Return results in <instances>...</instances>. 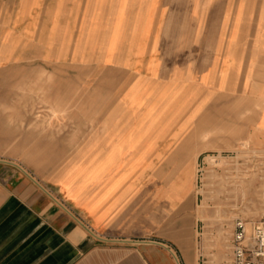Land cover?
Listing matches in <instances>:
<instances>
[{
  "label": "crops",
  "instance_id": "crops-1",
  "mask_svg": "<svg viewBox=\"0 0 264 264\" xmlns=\"http://www.w3.org/2000/svg\"><path fill=\"white\" fill-rule=\"evenodd\" d=\"M263 6L0 0V70L16 66L23 81L39 72L36 85L60 87L73 86L76 72L82 91L80 126L20 130L64 134L54 150L78 151L54 180L0 154V264H214L201 254V220L181 171L249 137L264 147V15L248 10ZM93 150L116 156L93 160Z\"/></svg>",
  "mask_w": 264,
  "mask_h": 264
},
{
  "label": "rangeland",
  "instance_id": "rangeland-1",
  "mask_svg": "<svg viewBox=\"0 0 264 264\" xmlns=\"http://www.w3.org/2000/svg\"><path fill=\"white\" fill-rule=\"evenodd\" d=\"M248 10L250 14L264 15V6L250 7ZM71 73L74 75V85L60 87L53 84L36 85L40 81L39 72L30 80L23 81L17 79L16 66L0 70V154L24 160L44 180H54L64 168L65 158L75 156L78 151L54 150V147L63 146L66 137L64 134L34 135L20 130H64L66 127L80 126L82 91L80 80L76 81L75 78L77 73ZM252 74L253 71L250 70L249 75ZM95 78V72L90 74V95L96 93V87L93 86ZM23 82L30 85H22ZM261 105L264 103L260 107ZM90 110L94 114L89 119V125L96 126V104H90ZM249 138L248 142L239 145L237 149L210 152L202 159L200 166L184 167L190 172L188 178L182 175L183 169L181 171L182 190L186 194L192 189L191 199L201 220V254L214 264H232V241L238 220H244L249 225L264 221V147L252 143L251 137ZM115 156V151L104 156L103 151L93 150L88 158L112 159ZM134 169L136 168H131ZM180 170L181 167L168 168L167 172L175 175ZM73 172L79 176L81 168L76 167ZM101 173L102 168H93L88 172L90 175ZM152 173L160 174L162 168H154ZM163 185L169 190L174 188V184L170 182Z\"/></svg>",
  "mask_w": 264,
  "mask_h": 264
},
{
  "label": "built area",
  "instance_id": "built-area-1",
  "mask_svg": "<svg viewBox=\"0 0 264 264\" xmlns=\"http://www.w3.org/2000/svg\"><path fill=\"white\" fill-rule=\"evenodd\" d=\"M232 242V264H264V221L249 225L238 220Z\"/></svg>",
  "mask_w": 264,
  "mask_h": 264
},
{
  "label": "bare ground",
  "instance_id": "bare-ground-1",
  "mask_svg": "<svg viewBox=\"0 0 264 264\" xmlns=\"http://www.w3.org/2000/svg\"><path fill=\"white\" fill-rule=\"evenodd\" d=\"M211 158H212V157H211ZM219 158H220V157H219ZM215 159H216V158H215ZM215 159H214V160H215ZM217 159H218V158H217ZM211 160H212V159H211ZM213 162H214V161H213Z\"/></svg>",
  "mask_w": 264,
  "mask_h": 264
}]
</instances>
